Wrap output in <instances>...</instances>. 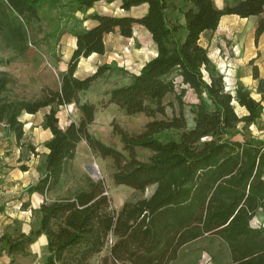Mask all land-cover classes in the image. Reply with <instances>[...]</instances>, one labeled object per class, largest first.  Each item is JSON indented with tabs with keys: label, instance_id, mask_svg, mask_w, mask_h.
Returning a JSON list of instances; mask_svg holds the SVG:
<instances>
[{
	"label": "trees",
	"instance_id": "trees-1",
	"mask_svg": "<svg viewBox=\"0 0 264 264\" xmlns=\"http://www.w3.org/2000/svg\"><path fill=\"white\" fill-rule=\"evenodd\" d=\"M99 1L0 0V33L18 52L27 49V24L39 19L44 4L67 14L70 25H63V31L71 30L75 38L66 68L59 73L57 89L44 85L34 98L10 97L6 93L8 77L0 73V124L4 131L21 144L24 129L20 115L47 107L40 125L51 133L43 142L42 173L24 189L26 196L33 192L43 196L34 211L37 224L28 233L1 232L0 252L23 254L29 243L43 235L46 255L42 264H90L102 251L97 264H171L185 245L215 235L225 243L230 264H264V225H250L258 210L264 213V140L233 138L237 124L254 122L262 105L242 86L234 93L226 90L223 75L199 43L200 34L214 30L222 15H258L264 0H236L222 8L212 0H186L183 25L169 23L165 0H119L123 11L141 4H146V11L140 16L95 11L86 17L94 23L81 27L73 13ZM134 24L148 31L156 53L137 73H131L127 83L111 87L105 102L127 115L142 113L149 119L138 132L111 121L112 132L122 144L119 150L89 131L95 105L78 99L80 91L104 77L112 66L100 64L82 78L74 72L81 57L104 53L106 34L131 37ZM181 27L184 32L180 38L175 34ZM263 30L260 19L255 41ZM174 68L198 99L190 108V127L181 103L177 114L166 115L163 98L173 90V84L163 76ZM251 75L263 97L264 79L259 77L257 66H251ZM72 102L79 110L78 120L60 126L56 107ZM234 102L246 113L238 114ZM171 128L180 130L179 138L161 141L158 134ZM81 141L101 157L112 159L114 184L139 191L154 185L152 192L115 208L103 181L86 177L84 187L48 198L61 185ZM136 147L151 152L146 160L136 156ZM27 200L21 201L22 206L28 205Z\"/></svg>",
	"mask_w": 264,
	"mask_h": 264
},
{
	"label": "rangeland",
	"instance_id": "rangeland-1",
	"mask_svg": "<svg viewBox=\"0 0 264 264\" xmlns=\"http://www.w3.org/2000/svg\"><path fill=\"white\" fill-rule=\"evenodd\" d=\"M165 1V14L169 23L180 20L182 10L187 5L186 0ZM114 8L111 9L114 11ZM111 9L106 7L105 10L110 11ZM134 11L136 14H141L144 8L138 7ZM114 12H117L116 8ZM66 15V13L63 11L59 12V9L56 8L50 10L44 4L39 19L31 20L27 24L28 46L22 53L18 52L7 42L4 34L0 33V73L8 77L6 92L8 96L25 99L34 98L39 95L40 89L45 83L49 82L52 77H57L54 69L45 63V59L49 60L53 51L49 48L50 45H47L46 41L49 39L56 41L57 39H54V37L65 30L63 25H70L66 23ZM47 31H53L54 36L46 38ZM179 34V31H177L175 35L178 36ZM148 37L150 38L144 28L135 30V39L131 44H128L123 38L119 39L117 36H110V44L108 45L105 60L100 64L111 65L112 70L106 71L104 77L96 79L87 90L80 91L78 94L79 102L87 101L95 105L96 120L90 126L89 131L103 143L112 145L119 150H121L122 144L119 137L112 132L111 121H116L122 128L130 132H138L142 130L143 125L149 118L142 113L127 115L116 105L106 104L107 92L111 87L125 84L130 80L131 72L129 70H131V63L137 66L144 57L151 55L148 51ZM125 46H127V49H125ZM138 48H140V52L144 51L145 56L136 52L137 50L135 49ZM132 50H135V52ZM136 59L139 61H136ZM90 73V70L84 72L82 70L78 72V76L82 78L81 76H84V74ZM166 77L173 84V90L168 92L163 98L166 115L170 117L173 112L177 114L178 104L181 103L186 125L190 127L192 125L190 108L197 102V96L189 87L181 83V78L175 70L168 73ZM250 92L252 96L256 99L259 98L264 103V95L263 97L260 94L255 95L257 92L256 86L255 90H250ZM69 104L56 107V115L60 126H65L72 120H78L80 114L77 105L73 102ZM234 106L238 114L241 115L243 109L238 108L235 103ZM47 111L48 108L46 107L31 115L24 114V112L20 115L19 118L23 123L24 129L21 144L16 143L13 136L7 134L0 125V194L3 197L7 196L9 199L10 202L7 207H9L10 213L16 211L17 214L23 215V218L15 214L8 216L0 204V221L2 220L0 222V233L9 232L16 234L23 232L26 227L23 225L24 222L27 224L25 228L27 232L24 233H28L37 224V217L34 211L42 202L43 196L42 198L39 196L38 199L30 198V196L28 200L25 198L24 200H27L28 205L24 207L20 198L22 193L18 194L20 193L18 189L22 187L21 182L25 183L27 187L30 183H34L42 173L43 155L46 152L43 142L46 140L48 130L43 128L40 123L44 113ZM156 117L160 118L161 115L157 114ZM257 118L253 123H238L233 131V138H258V136H264V110H261V114ZM179 133V129L171 128L159 133L158 138L163 142L170 139L177 140ZM8 143L11 148L6 146ZM30 147L33 148L31 149ZM135 152L136 156L142 160H146L151 153L144 147H136ZM22 165L26 166L25 170L27 171L25 173H22ZM112 171L111 158L101 157L97 152L92 151L84 141H81L77 146L74 158L62 177L61 185L56 192L50 193L48 198L55 195H68L76 189L84 187L86 177L103 181L106 192L111 198V205L115 208H118L126 200H135L148 196L154 189V185L147 186L144 191L134 190L126 185H116L111 177ZM20 175H22V178H20ZM23 196L26 195L23 194ZM1 200L3 199L0 197ZM24 210L26 211L25 213L20 212ZM250 225H264V213L261 210H258L251 218ZM33 247V251L25 250V253H23L24 258L27 257L26 259H28L27 264H42L46 255V247L45 249L42 248L36 239ZM28 248L29 244L26 246V249ZM102 253L104 251L94 256L90 264H97ZM171 264H230V259L225 243L215 235H207L185 245Z\"/></svg>",
	"mask_w": 264,
	"mask_h": 264
},
{
	"label": "crops",
	"instance_id": "crops-1",
	"mask_svg": "<svg viewBox=\"0 0 264 264\" xmlns=\"http://www.w3.org/2000/svg\"><path fill=\"white\" fill-rule=\"evenodd\" d=\"M65 1H62V2H65ZM212 1L217 8H222L225 5V3H233L236 0H212ZM118 5H119V0H112L111 2H106L105 0H101L99 2H96L92 7L87 8L83 12H80V11L74 12L73 15L81 22L80 24L81 27L87 28L94 23V20L86 18V17L95 11L100 12V13H107V14L126 13L132 16H140L146 11V4H141L139 6H133L128 11H123L122 9L119 8ZM106 7H109V9L115 7L117 9V12H114L115 8H114V11L112 9L110 10L112 12L106 11L105 10ZM138 7L144 8V11L141 12V14H136L134 11V9ZM260 19L263 21V24H264V8L262 12H260L258 15H250L248 17H240L235 14H225L220 17L219 22L214 30H206L200 34L199 43L207 49L210 60L215 65L216 69L223 75L224 80H226V82L232 88L233 90L232 93H234L235 88L237 86H242L244 89L248 91L255 90L257 81L256 79L252 78V75H251L252 65L257 66L259 77L264 79V30L258 36L257 41H255V38H254V32H255L257 23ZM177 23L183 25L184 23L183 14L180 20L177 21ZM140 28H144V27L139 24H134L131 37H123L119 35L117 32H111V33L106 34L104 36V43H105L104 53L102 54L91 53L87 57H81L75 69L74 76L80 78V76H78V72L82 70L83 72L86 70H90V72H93V70L100 63L104 62L107 49L109 47L108 45L110 44L109 43L110 36H117L119 39L123 38L128 42V44H131V42H133L135 39V30H140ZM178 31L180 33L178 37L181 38L183 36L184 30L181 27ZM146 32L148 33L147 30ZM50 34L51 35L54 34L53 31L46 32V36H49ZM54 39H57V40L53 41L52 39L51 40L49 39L46 41L47 45H50L49 48L52 49L53 51H52V54L49 60L45 59V63L49 67L54 69L55 73L57 74V77L56 76L52 77V79L49 82L45 83V85L52 89H57L59 87L58 74L64 71L66 68V62L73 48L75 47V38L72 35L71 30H66V31L60 32L57 36L54 37ZM125 49H127V46H125ZM130 49H131V46H130ZM135 50H137L136 51L137 53H140L142 56H145L144 51L143 52L139 51L140 48L135 49ZM135 50H132V51L135 52ZM148 51L150 52L151 55L144 57L142 62L139 63L137 66L133 65L134 63H131L132 64L131 70L128 69L131 73H137L139 68L143 65V63L146 62L150 57L155 55L156 49L152 41L150 40V38H149V44H148ZM250 60H252L251 64L249 63ZM136 61H139V60L136 59ZM172 70H175L177 74H179L177 68H174ZM86 75L87 74H84V76ZM167 75L168 74L164 75L163 79L168 81L166 77ZM84 76H81V77H84ZM257 94L259 93L256 92L255 95ZM250 95H251V92H250ZM252 97L255 100H259V98L256 99L254 96ZM234 103L237 105L238 108L243 109L242 114L246 113L243 107L239 106L236 102ZM260 103L262 105V110H264V103L262 101H260ZM24 114L31 115L30 113H25V112ZM95 120H96V114L94 116L93 122H95ZM93 122L89 125V129H90V126L93 124ZM191 124H193L192 121H191ZM47 130L48 131H47L46 139H48L51 136L49 129ZM258 139L264 140V136H258ZM6 146L11 148V145L9 143L6 144ZM26 171L27 170H23L22 173H25ZM20 176L19 177L22 178V175ZM21 184H22V187L18 189L20 190V193L18 194L22 193L21 200H24L25 198L28 199L29 196L30 198H35V199H38L39 196L42 198V195L37 192L31 193L29 196H23L26 184L22 182ZM0 197L3 199L0 201V204L1 206H3V208L5 209L4 211L8 216H12V214H15L16 216H21L20 218H23V215L17 214L16 211L14 213L9 212L8 210L9 207L7 206H9L10 201L7 198V196L3 197V195L0 194ZM20 212L25 213L26 211L24 210ZM4 219H6V217H4ZM0 222H2V220ZM23 225L27 227V224H25V222L23 223ZM25 228L23 229V232H27V229ZM35 239L41 244V247L45 249L44 236L40 235ZM35 239L31 243H29V248L26 250L28 251L34 250L33 246L35 243ZM26 258H24L23 254L21 253L8 254L6 250H2L0 252V264H27L28 259Z\"/></svg>",
	"mask_w": 264,
	"mask_h": 264
},
{
	"label": "built area",
	"instance_id": "built-area-1",
	"mask_svg": "<svg viewBox=\"0 0 264 264\" xmlns=\"http://www.w3.org/2000/svg\"><path fill=\"white\" fill-rule=\"evenodd\" d=\"M180 76V75H179ZM181 78V77H180ZM225 81V89L226 90H228L229 92H233V90H232V88L230 87V85L226 82V80H224ZM182 83V82H181ZM183 84V83H182ZM184 85H186V84H184ZM187 86V85H186Z\"/></svg>",
	"mask_w": 264,
	"mask_h": 264
}]
</instances>
